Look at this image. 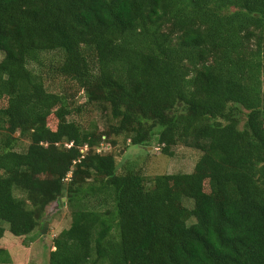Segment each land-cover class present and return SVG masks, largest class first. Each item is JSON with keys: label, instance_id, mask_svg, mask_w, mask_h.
Instances as JSON below:
<instances>
[{"label": "trees", "instance_id": "16d2710c", "mask_svg": "<svg viewBox=\"0 0 264 264\" xmlns=\"http://www.w3.org/2000/svg\"><path fill=\"white\" fill-rule=\"evenodd\" d=\"M50 51L109 113L106 131L46 88ZM1 54L0 262L66 197L49 264H264V0H0ZM120 135L202 155L148 187L94 149Z\"/></svg>", "mask_w": 264, "mask_h": 264}, {"label": "rangeland", "instance_id": "374dc122", "mask_svg": "<svg viewBox=\"0 0 264 264\" xmlns=\"http://www.w3.org/2000/svg\"><path fill=\"white\" fill-rule=\"evenodd\" d=\"M3 54L0 55V59ZM44 66L42 73L45 79L46 88L55 93H60L67 98L68 105L72 113L68 116L70 120L80 123L83 128L95 133L106 131L112 122L109 113L98 110L88 100L87 92L83 86V81L76 76H66L57 73L56 65L62 60L63 55L59 51H50L43 55ZM8 99L0 100V106H7ZM79 107L83 110L79 111ZM58 119L52 114L48 119V126L55 129ZM117 139V144H108L103 141L96 145V151L113 153L116 156L118 173L134 171L144 176L146 185L151 187L155 176L166 173L192 172L195 170L197 162L202 155L198 148L178 144L173 147V155L163 153L162 149L153 146L132 145L124 135L111 136L110 139ZM110 141V140H109ZM29 143L23 139L19 147L25 148ZM111 145V146H110ZM152 147V148H150ZM85 149H87L85 147ZM206 190L209 185L206 181ZM59 201L51 202L47 208L42 225L37 227L28 236L30 241L29 249L23 248L21 242L17 240L7 246L10 255L8 263L0 264H49L50 253L55 249L54 238L64 229L69 228L73 220V211L67 206V199L63 197ZM189 207L193 204V199H184ZM192 202V203H191ZM193 222V219L189 220ZM0 224L8 227V223L0 220ZM7 239L1 241L6 247Z\"/></svg>", "mask_w": 264, "mask_h": 264}, {"label": "water", "instance_id": "95a60500", "mask_svg": "<svg viewBox=\"0 0 264 264\" xmlns=\"http://www.w3.org/2000/svg\"><path fill=\"white\" fill-rule=\"evenodd\" d=\"M150 148H152V147H150ZM63 200H64V198H62Z\"/></svg>", "mask_w": 264, "mask_h": 264}, {"label": "built area", "instance_id": "2783aa9c", "mask_svg": "<svg viewBox=\"0 0 264 264\" xmlns=\"http://www.w3.org/2000/svg\"><path fill=\"white\" fill-rule=\"evenodd\" d=\"M70 146V145H69ZM87 148V147H86ZM159 148V147H158ZM160 149V148H159Z\"/></svg>", "mask_w": 264, "mask_h": 264}]
</instances>
